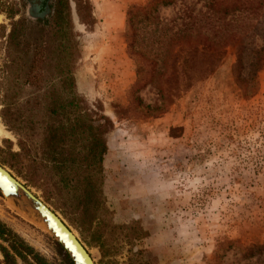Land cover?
I'll use <instances>...</instances> for the list:
<instances>
[{
	"label": "rangeland",
	"instance_id": "rangeland-1",
	"mask_svg": "<svg viewBox=\"0 0 264 264\" xmlns=\"http://www.w3.org/2000/svg\"><path fill=\"white\" fill-rule=\"evenodd\" d=\"M12 1L20 2L15 18L32 21L48 18L54 2L41 13L27 0H0V8ZM206 1L78 0L81 20L69 0L80 50L74 87L113 121L103 192L114 253L102 257L4 166L61 216L95 264H264V51L259 61L237 57L241 45H264V4L260 29L238 44L213 28L238 17L242 29L243 5L221 21L222 12L207 17ZM186 8L200 10L196 26L212 30L207 40L183 34ZM8 23L0 11L6 33ZM3 139L16 142L0 119V146ZM251 157L262 161L255 167ZM0 220L49 262L63 264L53 237L1 192Z\"/></svg>",
	"mask_w": 264,
	"mask_h": 264
},
{
	"label": "trees",
	"instance_id": "trees-1",
	"mask_svg": "<svg viewBox=\"0 0 264 264\" xmlns=\"http://www.w3.org/2000/svg\"><path fill=\"white\" fill-rule=\"evenodd\" d=\"M27 1L38 3L40 13L49 6L48 0ZM153 1L163 6L174 2ZM240 1L205 3L210 14L207 17L212 19L222 12L218 16L221 21L243 5L242 29L238 17L231 18L227 25L223 23V28H213L219 38L238 44L260 29L262 21L258 17L264 4V0ZM226 2L228 6L220 9ZM19 3L12 1L5 10L0 8L9 19L7 33L6 25L0 24V119L16 138L15 143L2 140L0 163L39 190L45 202L58 210L90 245L97 247L102 257L111 255L116 246L111 226L104 218L107 208L103 158L107 151L106 135L113 129V121L100 106L92 108L74 87L72 75L80 50L70 2L54 0L48 18L35 15L34 21L23 15L15 18L19 11L15 6ZM75 3L83 20V7L78 0ZM87 5L90 7L89 2ZM199 11L185 10L183 34L207 40L212 30L207 31L204 25L196 30L202 27L196 26ZM193 28L196 33H192ZM239 30L245 33L241 39ZM263 51L264 45L256 42L249 49L241 45L238 61H259ZM255 159L251 157L249 162L256 167L262 158ZM54 244L63 264H72L63 248L56 241ZM0 253L3 264H52L1 220Z\"/></svg>",
	"mask_w": 264,
	"mask_h": 264
},
{
	"label": "water",
	"instance_id": "water-1",
	"mask_svg": "<svg viewBox=\"0 0 264 264\" xmlns=\"http://www.w3.org/2000/svg\"><path fill=\"white\" fill-rule=\"evenodd\" d=\"M0 192L40 224L63 248L72 264H95L85 246L61 216L1 163Z\"/></svg>",
	"mask_w": 264,
	"mask_h": 264
},
{
	"label": "bare ground",
	"instance_id": "bare-ground-1",
	"mask_svg": "<svg viewBox=\"0 0 264 264\" xmlns=\"http://www.w3.org/2000/svg\"><path fill=\"white\" fill-rule=\"evenodd\" d=\"M2 131V130H1Z\"/></svg>",
	"mask_w": 264,
	"mask_h": 264
}]
</instances>
